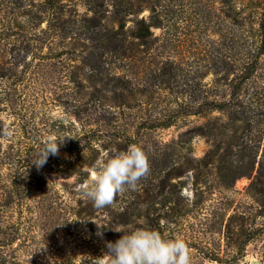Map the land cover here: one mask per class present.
I'll return each mask as SVG.
<instances>
[{
  "label": "trees",
  "instance_id": "trees-1",
  "mask_svg": "<svg viewBox=\"0 0 264 264\" xmlns=\"http://www.w3.org/2000/svg\"><path fill=\"white\" fill-rule=\"evenodd\" d=\"M240 1L247 2L249 12L244 16H241L244 9L237 13L243 31L238 57H229L219 66L211 65L209 82H202L205 72L197 71V75L188 80L187 91L177 80L174 62L158 55L159 40L153 34V29L163 28L174 0H0L1 9L8 4L13 6L11 23H15V30L11 34L17 39L16 45L19 44L16 62L7 61L6 49L2 48L0 54V104L20 93L19 82L28 71L37 77L41 66L56 61L64 72V90L73 110L71 113L80 124L79 130L55 131L56 139L61 142L65 136L73 138L65 137L59 148L69 155L67 160L61 155H49L47 163L39 170L31 161L44 141L55 134L43 132L34 124L22 125L16 131L5 127L11 135L21 132L28 144L21 145L10 134L8 138L0 137V208L26 196L24 185L28 184L33 185L37 208L43 209L47 219L68 220L58 206L67 184L56 189L46 180L45 174L50 172L47 169L52 167L58 177L74 176L77 182L85 180L87 173L83 166L96 161L93 153H97L98 138L107 143L105 149L117 151L136 144L138 127L131 135L124 133L117 137L110 129L119 121L122 123L124 114L147 104L161 91L170 95L176 93L182 98L158 126H170L181 120L180 116L206 118L213 112L219 116L184 131L176 142L178 150L172 148L165 153L167 157L177 155L178 159L170 164L163 162L167 169L158 181L157 194L146 189L145 209L141 195L134 194V198L128 200V190L103 209L94 208L90 201L73 191V216L84 221L103 217L112 228L127 227L141 218L154 225L157 220L156 216L153 218L154 211L160 208L155 207L152 198L162 195L159 202L169 206L167 216L179 212L176 199L181 195L178 182L172 180L186 172H191L195 184L202 183L213 171L232 181L247 176L250 179L247 195L264 206V0ZM4 37L6 35L0 31V47H4ZM28 54L30 58L26 61ZM186 91L190 94L185 95ZM196 136L209 143V149L201 157L191 154L188 147ZM27 179L29 181H25ZM5 195L8 201L3 204ZM242 219L243 215L238 212L229 214L226 233ZM240 234H245L243 229ZM245 235L240 241L242 248L254 234ZM15 238V234L3 231L0 245L11 246ZM205 257L222 262L213 254ZM0 264L17 263L2 256Z\"/></svg>",
  "mask_w": 264,
  "mask_h": 264
},
{
  "label": "rangeland",
  "instance_id": "rangeland-1",
  "mask_svg": "<svg viewBox=\"0 0 264 264\" xmlns=\"http://www.w3.org/2000/svg\"><path fill=\"white\" fill-rule=\"evenodd\" d=\"M173 5L169 16H165L163 28L153 29V34L159 40L158 55L174 62L177 80L189 91L186 84L190 77L197 75V71L199 74L205 72L202 82H209L212 78L211 65L219 66L229 57H238L243 31L238 24L237 13L244 9L241 13L244 16L249 12V5L240 0H174ZM143 14L146 15L147 11ZM13 17L14 9L11 4L3 9L0 7V31L6 35L0 54L2 48L6 49L7 61L11 63L16 62L19 47V44L16 45V37L11 34L15 30V23H11ZM253 27L256 28V24ZM22 52L19 50V53ZM29 55L26 61L30 58ZM52 63L41 66L37 77L28 71L23 81L19 82L20 93L12 99L9 96L6 102L2 100V128L8 127L11 131H16L22 125L34 124L36 128L51 135L60 129L79 130V121L71 113L73 110L65 94L64 72L56 61L53 65ZM187 91L185 95L190 94ZM181 98L179 94L170 95L167 91H161L147 104L124 114L122 123L119 121L110 129L117 137L124 133L131 135L138 127L136 144L146 152L150 172L135 190H128L126 194L128 200L134 198V194L141 195L144 200L143 209L148 202L145 201L146 189L149 193L157 194L158 181L167 169L163 162L170 164L178 159L177 155L167 157L165 153L172 148L178 150L176 142L184 131L207 120L211 122L214 117L219 116L217 112L206 118L180 116L181 120L170 126H158L177 107ZM22 135L20 132L11 136L24 146L28 144V140ZM51 137L56 139L57 135ZM57 142H61L60 139ZM96 143L97 153H93L97 157L96 161L105 158L106 152L114 154L117 151L105 149L107 143L100 137ZM188 147L191 154L201 157L209 149V143L205 138L196 136L191 139ZM60 155L65 161L69 157L62 151H59L58 156ZM47 171L50 172L45 174L46 180L54 184L56 189L67 184V192L61 193V203L58 206L63 209L62 213H65L68 220L63 219L61 222L47 219L43 209L37 208L33 185H24L26 196L0 208V237L3 231L15 234L16 237L11 246L0 245V258L5 256L17 264H91L90 259L107 252L106 243L115 242L122 233L113 231L103 217L88 221L75 218L71 192L78 183L76 178L58 177L52 167ZM172 181L178 182L181 195L179 200L176 199L179 212L167 216L169 206L159 202L162 195H156L157 197L152 198L156 202L155 207L160 208L153 214V218L157 217L156 224L150 225L146 219L141 218L128 225V228L145 227L160 231L165 239H183L193 250L192 264H264V206L258 205L247 195L246 188L250 182L247 176L232 181L230 177H222L213 171L201 180L202 183L195 184L191 172H186ZM4 198L1 201L3 204L8 201L6 195ZM233 212L242 214L243 219L233 224L227 234L225 222ZM241 229L245 234H254L244 248L240 247V241L246 235L240 234ZM98 232H102V236ZM207 254L218 256L222 262L210 261L205 257Z\"/></svg>",
  "mask_w": 264,
  "mask_h": 264
},
{
  "label": "clouds",
  "instance_id": "clouds-1",
  "mask_svg": "<svg viewBox=\"0 0 264 264\" xmlns=\"http://www.w3.org/2000/svg\"><path fill=\"white\" fill-rule=\"evenodd\" d=\"M9 134L8 128H0V137ZM64 139L57 142L48 137L31 163L38 170L42 168L49 155L59 154ZM83 167L87 178L76 183L74 191L96 209L111 206L126 190H135L150 172L148 156L137 144H130L126 150L115 151L114 154L106 152L105 158ZM112 230L122 233V236L115 242H107L108 251L91 258V264H192L193 250L183 239H165L160 231L145 227L119 225ZM102 234L98 232V235Z\"/></svg>",
  "mask_w": 264,
  "mask_h": 264
},
{
  "label": "water",
  "instance_id": "water-1",
  "mask_svg": "<svg viewBox=\"0 0 264 264\" xmlns=\"http://www.w3.org/2000/svg\"><path fill=\"white\" fill-rule=\"evenodd\" d=\"M252 264H257L256 262H252Z\"/></svg>",
  "mask_w": 264,
  "mask_h": 264
}]
</instances>
